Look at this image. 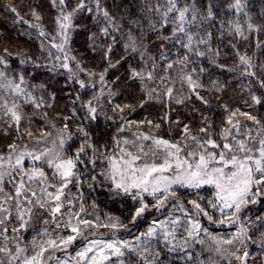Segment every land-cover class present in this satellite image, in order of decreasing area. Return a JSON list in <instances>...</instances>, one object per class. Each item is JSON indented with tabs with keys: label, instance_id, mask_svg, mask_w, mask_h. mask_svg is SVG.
Wrapping results in <instances>:
<instances>
[{
	"label": "snow or ice",
	"instance_id": "snow-or-ice-1",
	"mask_svg": "<svg viewBox=\"0 0 264 264\" xmlns=\"http://www.w3.org/2000/svg\"><path fill=\"white\" fill-rule=\"evenodd\" d=\"M48 7L56 13L50 45L63 54L51 67L21 49L0 47V137L10 140L0 147V264H165L172 253L192 261L188 249L205 244L202 233L217 257L210 256L208 264H264V215L255 220L246 215L250 206L264 204V59L240 48L255 37V47L264 50L259 40L264 10L257 22L247 0H48ZM39 8L36 0L29 10L36 21L43 20ZM7 10L40 37L49 35L42 23L25 20L15 6ZM82 32L88 33V49L99 57L87 70L69 47ZM118 48L120 54L113 55ZM48 55H53L50 50ZM229 58L231 67L221 62ZM59 69L69 73L59 89L70 101L67 114L58 110L57 91L29 81L40 71L51 80L62 74ZM210 69L238 73L241 92L247 93L239 97L243 108L215 96L224 112L218 127L205 115L212 100L201 90L222 94L231 84L215 79L206 89L202 78L211 76ZM69 83L79 90L68 89ZM135 85L143 94L138 105L117 102ZM88 89L94 91L84 100L80 90L86 94ZM149 101L169 109L162 119L177 125L178 137H163L161 124L151 119H129ZM172 104L192 105L190 111L200 117L198 132L191 121L171 119ZM36 120L42 123L34 129ZM86 180L89 189L106 188L113 200L130 198L129 223L112 216L88 219L92 214L82 192ZM181 189L196 198L185 204ZM201 189L212 192L206 204ZM152 210L167 215L154 219L134 241L119 237ZM199 217L235 231L214 236ZM29 232L35 233L31 240L24 235ZM250 246L259 249L258 256Z\"/></svg>",
	"mask_w": 264,
	"mask_h": 264
},
{
	"label": "rangeland",
	"instance_id": "rangeland-1",
	"mask_svg": "<svg viewBox=\"0 0 264 264\" xmlns=\"http://www.w3.org/2000/svg\"><path fill=\"white\" fill-rule=\"evenodd\" d=\"M4 2H5V4L7 3V6H9V5L15 6L17 8V10L19 11L20 15L25 20H28L31 23H42L44 25L47 33H49V35H47L48 41L50 42L52 40V34L54 33L55 26H54V24H52L51 21L55 17L56 13L54 14L55 11L52 12L47 7L48 6V0H40L39 11L43 15L42 21H36L30 15L29 10L32 7V5L36 3V0H5ZM4 17H5V20L7 21L6 23L9 24V26L13 27V30H17L18 29L17 26L20 24H22L24 27L28 26L27 24L17 23L16 22L17 17L15 16V14L11 13L8 10L6 11L5 15H0V18H4ZM31 30L34 31L35 29L32 28ZM0 37L6 38V39L0 41V47H9L10 50H12L13 52H15L17 49H21L28 56L40 57V63L41 64L47 63V65L49 67H51V64L53 62H55V56H57V55H60L61 57L63 56L62 53H58L56 51V49L51 48V45L46 44V43L43 44L44 45L43 51L41 49V44H36L35 46H31V45H27L25 43L23 44L19 40H18V43L15 44L13 42L11 36L7 35V32L5 33V31L2 28H0ZM17 37H18V35H17ZM56 42H59V41L57 40ZM73 42H74V38H73L72 42L70 43L69 47L71 48V54L76 56L75 50H74L75 47L73 46L74 45ZM49 50L53 54L51 58L48 55ZM80 62L83 63L82 60H80ZM14 63H16V62H14ZM59 72L62 74L55 75L50 80L49 74L47 72L40 71V72L34 74L36 76V79H32L31 77H29V81L31 84H37V85L41 84V83H46V84H48V90L49 91H51V90L57 91V93H58V101H57L58 110H64L65 113L67 114L69 112V108H66L65 105H70V101L67 99V96L65 95V93L60 92L59 89L62 86H64L69 73L65 72L63 69H59ZM83 78L87 80L86 77H83ZM73 87H75L77 90H79L78 85L73 86L70 83L68 84V89H72ZM98 88H99V85L97 86V89H95V90H98ZM80 91H81V95L83 96V99L87 100L91 97L94 89H88L86 94H84L83 90H80ZM72 94L75 95L76 93L73 92ZM202 95H204V94H202ZM217 95L221 96L222 102L228 103L232 107H237V106L242 107V108L245 107L243 102L239 99L240 94L237 90H228L222 94H217ZM142 98H143V95L136 96V95H132L128 92H125V94L117 97L116 99H117V102H120V103H129L132 105H138L140 99H142ZM208 99H210V98H208ZM213 100H214V103L217 104L218 106L217 107L212 106V107H215L216 109H218L221 112L220 117H219V121L216 124L218 127L220 125L223 117H224V112H223V109H221L219 107V102L217 100L215 101L214 98H213ZM196 106L203 108V106L200 105L198 101H196ZM191 107H192L191 104H188V106L172 104L171 105L172 111L170 112V116H171V119L173 121H175L177 119H180L182 123H188L189 121H191L192 124L195 125L194 131L198 132V128L200 125L199 113L191 112L190 111ZM26 111L31 112L32 109L26 108ZM48 111L51 112L52 110L48 109ZM166 112H169V109L165 105L157 103L155 101H149L143 108L137 107L134 112H130L129 113V119H133V120H137V121L145 120V118L151 119L154 122L161 124V128L159 129L160 135H162L165 138L178 137L180 135V133H179V129H178L177 125L175 123L169 125L168 123H165L164 120L162 119ZM109 114H111L110 110H109ZM205 115H206V111H205ZM40 123H42V122L39 120H36L33 123L32 127L35 129L37 127V125ZM102 125H104V124L102 123ZM74 128H75V126L73 125V129ZM113 129H114V126H113ZM145 130H147L146 126H145ZM9 142H10L9 139H5V138L0 137V147H6L7 143H9ZM89 183H91V181L86 180L85 184H84V188L82 189V192L84 195V200H85L86 211L88 213L92 214V215H89L87 218L88 219H95V217L98 215V216H100L101 220L104 221V220H106V217L112 216V217H120V219L124 223H127L128 222V221H126L127 218L125 219V217L122 214H123V212L125 213L127 211V214L129 215L130 211L133 210L132 209V203L133 202L131 201V199L121 197V198H117V199L113 200L110 198V195H109L106 188L96 187L95 189H89L88 188ZM71 192L74 194L76 192V189L74 187H72ZM95 192H99V194H101L104 199H108V201H106V202L109 204H105V205L101 206L100 200H102L101 199L102 197L96 196ZM187 194L188 193H186L185 190H183V189H181L178 192V195L181 197L182 201H183L184 195H187ZM191 195H192L191 199L196 198L194 193ZM191 195L188 194V196H191ZM199 195L205 197V200L203 201V203L206 204L207 199L209 197H211L212 192L210 189H201ZM148 199L151 200V197H148ZM191 199H189V200H191ZM94 201H95L96 207L92 206ZM76 208L77 209L79 208V202H77ZM157 214L159 216L158 219H164L165 216L167 215V213H166L165 215L160 217V215L162 213H157ZM128 215H127V217H128ZM175 215L179 216L181 214L176 213ZM246 215L249 217L250 220H255L257 216L264 215V204L263 205L257 204L255 206H250V210L248 211V213H246ZM199 219L201 220L202 226L204 228H207L208 231L214 236H226V235H229L230 233L235 231V228L233 226H230L227 224H225V225L212 224L205 217H199ZM205 221H207V223L203 224L202 222H205ZM40 223H41L40 221L34 220V224H36L37 226H39ZM151 223L147 224L145 227H143L139 231L135 232L132 236L126 237V239H124V240L134 241L136 236H139L142 232L147 231V229ZM258 225H259V223L257 224V226ZM214 228L218 232L213 231ZM108 232H109V230L106 233H108ZM133 232H134L133 230L129 231L128 233H126V235H128L129 233H133ZM119 234H121V232L118 233V235ZM24 235L27 237V240H31L32 236L35 235V233L29 232V233H25ZM201 235L205 240V244L200 245L202 247V252H204V254H206L208 256V258L211 256L212 260H216L217 257L212 255V253L210 251L211 245H210V241H209L208 237L204 236L203 233ZM103 238L111 239V236L106 235ZM79 247H80V244H78L77 248H75L73 250L71 249L73 255L75 253V250L78 249ZM201 247H200V250H201ZM250 250L252 251V254L254 257L259 255V249L256 248L255 246H250ZM59 254H60V256H63L62 255L63 253L62 254L59 253ZM224 264H226V262H224Z\"/></svg>",
	"mask_w": 264,
	"mask_h": 264
},
{
	"label": "trees",
	"instance_id": "trees-1",
	"mask_svg": "<svg viewBox=\"0 0 264 264\" xmlns=\"http://www.w3.org/2000/svg\"><path fill=\"white\" fill-rule=\"evenodd\" d=\"M4 1L5 0H0V15H5L6 11H7V3L5 4ZM73 2H75V0H73ZM247 3H248L249 12L252 14L253 18L256 19L257 22H259V14L261 13L262 10H264V0H247ZM49 10H51V9H49ZM51 11L54 12L53 10H51ZM54 14H55V12H54ZM6 22L7 21L5 20V17L0 18V28H2L5 31V33L7 32V35L11 36V38L15 44H17L18 40H19L23 44L25 43V44L31 45V46H35L36 44H41L42 42H43V44L46 43V44L50 45V42L48 41L47 36L43 37V38L40 37L38 35L36 29L33 31V30H31L32 28L30 29V27H28V26L24 27L22 24H20L17 26L18 27L17 30H13V27L9 26V24H7ZM89 27L91 28L92 25L89 24ZM93 30H97V29H93ZM17 35H18V37H17ZM87 38H88V33H86V32L77 33L76 35H74V42H73L74 43L73 46L75 47L74 50H75L76 57L78 60H82V62H83L82 64L85 66L86 70L90 69V68H94L99 62V57L94 56L93 53L88 49ZM259 40L264 41V33H261L259 35ZM225 43H227V41H225ZM255 43H256L255 37H253L251 45H248L247 42L242 43L240 45L241 51H244L245 49H247V52L249 55H253V53H256L257 58L264 59V55H261V52L264 50L257 49L255 47ZM119 54H120V49L118 48V50L116 52H114L113 55L118 56ZM221 62L227 63L229 65V67H231L233 64V61L231 58H229L227 60L222 59ZM16 63H14V66H16ZM24 68H26L29 72L31 71L30 65H25ZM210 72H211V76H209L206 73L204 75V77L202 78L206 89L211 88V80L218 79L221 82H224L227 80L231 84V87L227 88L226 91L237 90L240 95H247V93L241 92L240 81L237 79L238 73H229V72L221 73V71L219 69H210ZM243 83H247V81L244 80ZM177 87H179V84H177ZM127 92L132 94V95H136V96L143 95L140 92L139 85H135L133 88L129 89ZM201 93L204 94V96L206 98H210L212 100V106H215V107L218 106L217 104L214 103V100H213V98L215 99V96L218 93H212V92L204 91V90H201ZM215 101H216V99H215ZM215 107H212L211 111H207V110H205V111H206V115L213 117L215 119L216 124H217L219 121V117H220L221 112L218 109H216ZM260 111L262 114H264V109H261ZM104 127H105V125H102L101 130H103ZM112 131H114L113 128H112ZM73 147H75V145H73ZM95 194H96V196L102 197V195L99 194V192H95ZM189 195H191V194H189ZM191 197H192V195L191 196H188V194L184 195L183 202L185 204H187V201L189 199H191ZM101 199H102V200H100L101 206H103L105 204H109L106 202V201H108V199H104L103 197ZM261 205H263V204H261ZM187 206L189 208L191 207V205H187ZM165 214H166V212L161 214L160 217L165 215ZM122 215L126 219L127 215H128L127 211L125 213L123 212ZM158 218H159V216L156 213V211L152 210V211L146 213L145 217L143 219H141L137 225L131 226L130 231L133 230L134 231L133 233H129L130 235L129 234L126 235V233H128L129 231L126 232L124 230H121L120 231L121 234H119V237L121 239H126V237L132 236L135 232L139 231L141 228H143L147 224L151 223L154 219H158ZM126 221H128L127 223H129L128 218L126 219ZM202 223L205 224V223H207V221L202 222ZM257 227L259 228L260 225H258ZM98 231L102 232V233H106L108 231V229L101 228V229H98ZM213 231H217V230L214 228ZM77 246H78V244L76 245V248H77ZM200 247H201L200 244L199 245L195 244L191 249H188V251L193 253V260L192 261L181 260L179 257L183 256L184 255L183 253H172L170 256H167V258L165 260V264H200L201 260L205 261V264H208V256L206 254H204V252H202V247L200 250ZM72 250H70V251L72 252ZM196 253H200L201 255L199 257H197ZM57 255L60 256L59 253H57ZM62 255H64V254H62Z\"/></svg>",
	"mask_w": 264,
	"mask_h": 264
}]
</instances>
